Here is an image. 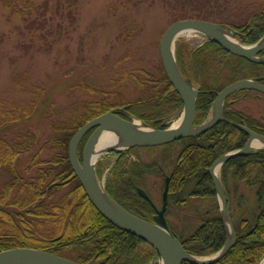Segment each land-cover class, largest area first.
I'll return each mask as SVG.
<instances>
[{"label":"trees","instance_id":"trees-1","mask_svg":"<svg viewBox=\"0 0 264 264\" xmlns=\"http://www.w3.org/2000/svg\"><path fill=\"white\" fill-rule=\"evenodd\" d=\"M239 1L224 0L223 14L236 19H221L219 24L233 31L241 43L251 44L264 34V0L247 14L239 9L237 13L232 11ZM0 3L22 20L40 11L37 0ZM234 3L236 6H231ZM210 16L208 12L197 19L217 23ZM174 55L182 76L198 90L194 124L207 118L216 92L228 83L241 78H259L264 83V63L232 54L209 38L194 48L177 38ZM129 81L141 95L123 102L121 108L144 123L162 129L169 125L168 119L181 112L182 101L161 65L160 74L140 79L130 72ZM44 88L38 87L39 94L28 103H14L6 111L0 107V250L39 248L81 264H159V254L151 245L114 226L99 213L69 162L71 136L86 121L110 110L105 107L106 101L77 103L65 116L49 108L50 95L40 94ZM118 114L128 119L125 112ZM35 118L44 121L49 129L48 137L38 147L33 130ZM238 124L264 135L263 93L253 89L233 91L223 101L222 119L197 135L162 145L111 150L109 153L117 158L105 191L128 212L153 221L155 208L137 189L144 190L160 207L168 178L164 216L169 231L190 254L215 253L224 245L227 233L209 167L220 155L245 144L249 135ZM89 134L90 130L80 139L78 154ZM138 148L154 150V157L142 158ZM28 153L30 162L20 171L19 157ZM218 176L235 239L225 254L210 264H256L264 254V148L228 158L221 164ZM235 210L239 211L237 218Z\"/></svg>","mask_w":264,"mask_h":264},{"label":"rangeland","instance_id":"rangeland-1","mask_svg":"<svg viewBox=\"0 0 264 264\" xmlns=\"http://www.w3.org/2000/svg\"><path fill=\"white\" fill-rule=\"evenodd\" d=\"M262 1L241 0L231 10L237 13L239 9L247 14ZM37 3L39 13L26 20L0 3V107L5 111L14 103L32 101L40 86H45L40 94L50 95L49 108L65 116L73 105H83L89 100H104L106 108L120 109L123 102L134 101L141 95L140 89L129 81L130 72L140 79L148 74H160L158 44L173 21L186 16L202 18L208 12L217 23L221 19H236L223 14L224 0H77L75 3L37 0ZM221 28L241 43L230 29ZM178 38L194 48L207 36L192 32ZM246 103L253 106L252 101ZM211 113L212 109L207 117ZM180 114L168 119L169 125ZM132 118L137 117L128 116L129 120ZM35 119L33 130L38 147L48 137L49 129L44 121ZM136 151L147 159L154 157L155 152L144 148ZM116 158L107 152L95 162L94 178L102 191L111 179ZM29 162V153L21 155L18 169L22 171ZM234 215L239 217V211L235 210ZM158 263L161 264V259Z\"/></svg>","mask_w":264,"mask_h":264},{"label":"water","instance_id":"water-1","mask_svg":"<svg viewBox=\"0 0 264 264\" xmlns=\"http://www.w3.org/2000/svg\"><path fill=\"white\" fill-rule=\"evenodd\" d=\"M219 27H222L219 23L202 19H178L173 21L164 30L159 40L158 49L163 71L173 89L179 95L183 105L179 117L181 120L177 125L172 124L162 129H154L143 122L149 130L135 131L129 126V122L131 120L123 118L118 114V111H122L123 109H111L86 121L73 133L68 143V158L71 168L92 205L111 224L137 236L147 244L151 245L159 254L161 264H181L182 261H188L194 264H210L217 261L225 254L226 250L235 239V232L229 217L227 198L223 192L218 176H216L213 172V167L217 162L221 165L225 160L234 155L244 154L258 147L264 148V135L256 133L247 129L245 126L238 124L237 126L244 129L249 135L245 144L239 149L220 155L209 167V173L215 184L220 214L227 237L224 245L218 251L206 256H197L186 252L179 240L169 231L164 216V211L167 205L168 178L165 180L161 195V206L159 208L155 206L149 195L144 190L141 188L137 189L139 195L149 201L155 208L153 221H147L139 218L125 210L114 199H112L106 191H103L105 197L112 203L113 206L105 200L100 192L101 189L98 187L94 178L95 162L99 156L97 158H93L92 153L87 149V147L91 139L96 137L106 127H120L126 134L124 137L125 146L123 148H109L104 153L111 150H124L135 146L162 145L182 137L197 135L206 131L213 124L222 119L223 101L231 92L237 89H254L264 93V84L259 82V78H241L234 80L216 92L212 105V113L202 123L198 125L193 123L195 116V99L198 90L182 76L177 67L174 55L175 40L179 36L177 35V32L180 29L191 28L193 32H198L203 35L205 34L202 30H209L213 32L214 35L205 36L217 42L226 51L241 56L249 61L264 63V54L259 55L260 52L264 51V34L252 44L245 45L238 42L232 43L216 31ZM232 33L235 34L233 31ZM127 115L130 118L132 117L131 114L127 113ZM108 118H112L113 121L106 122L105 120ZM89 130H91V132L83 145L80 155H78L77 149L80 139ZM254 139L261 140L263 144L261 146H254L252 144ZM223 208L228 213V228L223 219ZM230 235L231 237H229ZM260 260L261 259H259V261ZM0 264L81 263L39 248L13 247L0 250Z\"/></svg>","mask_w":264,"mask_h":264},{"label":"bare ground","instance_id":"bare-ground-1","mask_svg":"<svg viewBox=\"0 0 264 264\" xmlns=\"http://www.w3.org/2000/svg\"><path fill=\"white\" fill-rule=\"evenodd\" d=\"M205 35H214L213 32L209 30H202ZM216 31L222 35L226 40L232 43H237L236 40L227 32L223 31L221 27L217 28ZM193 30L191 28H182L177 32V35L190 34ZM216 112V111H214ZM181 118H178L173 125H177L180 122ZM106 122H112V118H108L105 120ZM129 126L135 131H148L149 128L138 118H133L129 122ZM125 132L120 127H106L103 129L96 137H93L87 147V149L92 153L93 158H97L102 153H104L109 148H123L125 146L124 137ZM254 146H261L263 142L261 140H253L252 143ZM220 163L217 162L213 167V172L218 175ZM101 194L105 198V200L111 205L112 203L108 201L105 197L102 190H100ZM222 203V201H221ZM223 219L228 227V213L223 208ZM231 237V235L229 236ZM257 264H264V255L261 260Z\"/></svg>","mask_w":264,"mask_h":264},{"label":"flooded vegetation","instance_id":"flooded-vegetation-1","mask_svg":"<svg viewBox=\"0 0 264 264\" xmlns=\"http://www.w3.org/2000/svg\"><path fill=\"white\" fill-rule=\"evenodd\" d=\"M259 82H261V81H259ZM262 83V82H261ZM264 84V83H263ZM259 92V91H258ZM260 93H262V92H260ZM264 94V93H263ZM109 109H111V107L109 108Z\"/></svg>","mask_w":264,"mask_h":264}]
</instances>
